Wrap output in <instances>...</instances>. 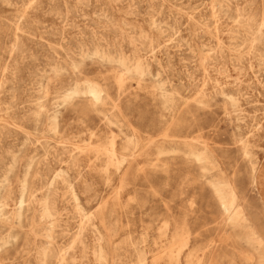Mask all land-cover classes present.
<instances>
[{"label":"rangeland","instance_id":"1","mask_svg":"<svg viewBox=\"0 0 264 264\" xmlns=\"http://www.w3.org/2000/svg\"><path fill=\"white\" fill-rule=\"evenodd\" d=\"M0 264H264V0H0Z\"/></svg>","mask_w":264,"mask_h":264},{"label":"bare ground","instance_id":"2","mask_svg":"<svg viewBox=\"0 0 264 264\" xmlns=\"http://www.w3.org/2000/svg\"><path fill=\"white\" fill-rule=\"evenodd\" d=\"M170 34H172V33H170ZM87 88H88L89 93H91L94 96L98 95L99 94L98 92L101 91V90H99L100 88L98 89V87L96 85H91V86H88ZM77 91H78V89L76 87L72 90V92H77ZM196 157L197 158H202V159H205V160L209 159V156L206 153L205 154L204 153H200V154L196 155ZM216 190L220 194V196L228 195V197L230 198V201L228 203H222L223 209L225 211H228V209H229L228 207L233 205V196H234L233 192L230 190V188H217ZM43 211H44V215H48L50 213V206L45 201L43 203ZM96 256H98L99 258L104 257L100 250L98 252H96Z\"/></svg>","mask_w":264,"mask_h":264}]
</instances>
